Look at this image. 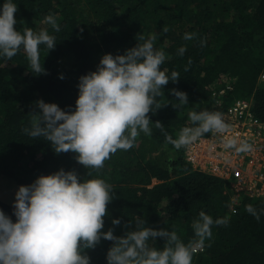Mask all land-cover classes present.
<instances>
[{"label": "trees", "instance_id": "16d2710c", "mask_svg": "<svg viewBox=\"0 0 264 264\" xmlns=\"http://www.w3.org/2000/svg\"><path fill=\"white\" fill-rule=\"evenodd\" d=\"M13 2L18 9V31L38 32L36 23H41L57 43L46 54L41 46L47 74H33L22 50L10 61L0 59V177L29 185L37 176L62 168L74 170L79 179L102 178L114 196L103 230L113 228L115 235L130 230L128 222L139 216L146 226L174 231L188 244L196 239L191 225L201 211L214 220L228 217L227 226H212L211 239L205 240L202 251L194 252L192 264H264V214L257 220L245 210L252 205L260 211L264 201L242 197L232 204L228 182L192 170L181 149L167 143L155 127V121L161 122L175 139L189 125L188 112H222L238 98L249 99L253 116L264 121V0ZM49 14L57 18L59 32L44 24ZM165 26L167 33L162 31ZM148 31L157 34L154 47L168 57L162 70L180 74L178 82L169 81L162 88L164 95L157 97V102L165 104L156 111L153 106L154 113H149L151 136L141 133L135 147L117 151L89 177L91 170L80 165L73 153L56 154L49 142L31 139L22 131L30 126L31 112L38 111L35 102L39 99L73 110L79 77L95 71L103 54H124ZM185 33L196 37L185 40ZM181 46L186 47L183 56L177 55ZM227 85L230 89H223ZM173 88L187 94L188 104L179 109L172 106L178 103L169 91ZM163 148L174 149L177 157L170 158ZM0 209L15 221L13 206L0 200ZM113 218L121 224L113 226ZM111 243L101 239L94 249H86L90 264H107ZM150 244L162 249L164 240L156 238Z\"/></svg>", "mask_w": 264, "mask_h": 264}, {"label": "clouds", "instance_id": "9594fccd", "mask_svg": "<svg viewBox=\"0 0 264 264\" xmlns=\"http://www.w3.org/2000/svg\"><path fill=\"white\" fill-rule=\"evenodd\" d=\"M17 11L13 0H4L0 5V59L10 61L22 50L33 74H47L42 67L41 46L46 54L55 48L56 38L47 29L18 31ZM44 23L60 31L53 14L47 15ZM162 31L167 33L168 28ZM195 37V33H185L183 38ZM157 38V34L147 38L140 35L136 46L124 54H103L95 71L79 77L73 110L65 111L39 99L35 102L38 111L31 112L30 126L22 131L31 139L49 142L56 154L73 153L80 165L91 170L89 177L93 171L99 172L117 151L135 147L141 133L152 135L149 113H154L153 106L156 111L165 104L157 102V97L164 95L162 88L180 78L177 71L169 75L162 70L168 57L154 47ZM185 51L186 47L181 46L177 55L183 56ZM169 91L178 101L171 103L174 108L188 104L185 92L175 88ZM187 117L189 125L182 127L175 139L164 131L161 122L155 121V127L176 150L208 134L222 137L225 151L239 155L253 150L246 140L227 135L230 126L222 113L193 110ZM14 195L15 221L0 209V264H90L85 250L94 249L101 239L112 242L106 252L107 264H192L194 252L202 251L205 240L211 239L212 226H227L230 219L214 220L201 211L191 225L196 239L188 244L174 231L146 226L139 216L128 222L134 223L133 229L115 235L113 228L103 230L108 204L114 198L111 185L98 177L79 179L74 170L62 168L37 176L29 185L18 186ZM245 210L257 220L264 214V209L257 211L252 205ZM111 223L119 226L121 221L113 218ZM156 238H163L162 249L150 244Z\"/></svg>", "mask_w": 264, "mask_h": 264}, {"label": "built area", "instance_id": "2783aa9c", "mask_svg": "<svg viewBox=\"0 0 264 264\" xmlns=\"http://www.w3.org/2000/svg\"><path fill=\"white\" fill-rule=\"evenodd\" d=\"M220 113L230 126L227 135L246 140L253 150L239 155L225 151L222 137L208 134L185 148L184 160L192 170L228 182L232 204H237L242 197L264 201V121L253 116L251 102L245 98L234 100Z\"/></svg>", "mask_w": 264, "mask_h": 264}, {"label": "rangeland", "instance_id": "374dc122", "mask_svg": "<svg viewBox=\"0 0 264 264\" xmlns=\"http://www.w3.org/2000/svg\"><path fill=\"white\" fill-rule=\"evenodd\" d=\"M45 24V23H44ZM41 23H36V27L38 32L41 29H45ZM153 34L152 32L148 31L146 32V38ZM263 80H264V76H263ZM220 95V93H219ZM188 118V117H187ZM166 149L168 152V156L170 158H175L177 157V152L174 149H167V148H163ZM185 148L181 149V155L183 156V159L185 158V154H184ZM153 183L155 182L154 180L152 181ZM18 188V184H16L11 178L8 177H4L1 176L0 177V200H2L3 202H6L8 204H11L13 206V201L15 199V192ZM135 227L134 223L130 225V230L133 229ZM149 227H152L154 229H160L161 227L157 226V225H150ZM151 243V241H150Z\"/></svg>", "mask_w": 264, "mask_h": 264}, {"label": "crops", "instance_id": "0c3cea01", "mask_svg": "<svg viewBox=\"0 0 264 264\" xmlns=\"http://www.w3.org/2000/svg\"><path fill=\"white\" fill-rule=\"evenodd\" d=\"M18 186H20L19 184H18ZM9 205H11V204H9ZM12 206V205H11Z\"/></svg>", "mask_w": 264, "mask_h": 264}]
</instances>
